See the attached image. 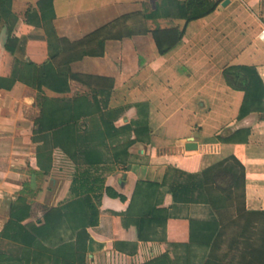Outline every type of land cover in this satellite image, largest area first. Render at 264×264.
I'll return each mask as SVG.
<instances>
[{"label": "crops", "instance_id": "1", "mask_svg": "<svg viewBox=\"0 0 264 264\" xmlns=\"http://www.w3.org/2000/svg\"><path fill=\"white\" fill-rule=\"evenodd\" d=\"M40 1L14 0L13 11L16 14V5L21 4L25 8L21 12L24 15L26 8H35ZM165 1L169 0H54V26L60 37L77 41L121 16L143 11L152 14ZM170 1L185 3L188 0ZM216 1L220 3L213 14L189 24L183 20L146 23L151 31L171 27L185 30L182 42L164 57L159 55L153 37L147 35L107 42L105 57L85 58L71 66L75 74L103 79L106 88L113 84L110 93H100L97 99L104 111H125L112 127H102L98 122L96 125L100 126L96 132H110V136L98 140L103 147L121 149L134 142L123 159L106 155L105 165L91 168L80 166L77 158L56 149L51 171L43 173L37 160L40 144L33 142L41 117L38 93L20 83L11 91L0 90V233L10 219L12 205L21 196L31 208L28 222H41L47 210L73 199L74 180L89 176L91 181L100 180L96 186L103 188L100 223L88 229L90 239L84 260L70 264H147L167 253L175 264H189L192 245L189 221L208 223L210 212L203 205L174 209L173 195L167 193V185L162 186L167 169L199 174L232 156L246 170L247 210L264 211V114L252 113L238 121L244 93L234 94L222 77L225 68L233 66L248 48L236 44L235 49L239 51L234 55L229 46L233 48L236 42L229 36L240 35L237 42L245 35H250L253 42L261 41L264 0H228L226 7L223 3L227 0ZM36 30L40 29H31L30 33ZM41 37L34 38L41 40ZM47 59L45 45L41 50L33 48L25 61L41 65ZM1 66L0 77L8 76L11 73L9 62ZM187 66L192 72L185 76L183 68ZM261 66L257 64L256 67L264 79ZM182 90L186 96L179 95ZM44 93L49 99L84 96L93 99L89 88L74 81L70 83L69 94L59 95L48 90ZM138 106L144 107L149 117L148 133L139 138L125 131L132 122L139 120ZM229 107L233 111L230 122L209 135L208 121L200 118L201 115L217 114L220 108ZM185 109L186 114L199 115V119L192 124L183 122L171 126L172 118ZM190 139L198 145V150H186ZM58 142L54 141L53 145H69L65 141ZM175 182H182L179 174L174 176ZM149 184H159L158 192H165L160 208L169 210L172 215L165 226L148 221L144 225L140 217L128 215L132 201L136 203V212L141 210L142 195ZM83 188L81 183L76 185L79 192ZM106 188L126 201L110 198ZM51 241L56 247L75 243L76 236L64 226ZM1 249L0 264H22L16 248L8 242H3Z\"/></svg>", "mask_w": 264, "mask_h": 264}, {"label": "trees", "instance_id": "2", "mask_svg": "<svg viewBox=\"0 0 264 264\" xmlns=\"http://www.w3.org/2000/svg\"><path fill=\"white\" fill-rule=\"evenodd\" d=\"M219 3L216 0H188L185 3L165 1L152 14L143 11L121 16L77 41L58 35L54 26V0H41L35 8L29 6L22 24L29 29L43 30L44 36L40 39L47 44L48 59L41 65L18 59L17 55L24 56L28 52V42L37 38L11 37L3 48L15 61L11 73L0 77V90L11 91L20 83L38 93L41 117L37 121L38 132L33 142L40 144L37 160L41 171L49 174L56 149L77 158L80 166L96 168L106 164V155L113 154L117 160L128 156L134 144L129 142L124 148L113 149L103 147L98 141L110 136V132H96L100 126L96 124L99 122L102 127H112L125 109L102 110L97 96L106 91L110 93L113 84L106 88L103 79L75 74L71 68L73 64L85 58L105 57L107 42H122L147 35L153 37L159 55L164 57L182 42L185 30L171 27L151 31L146 26L148 21L165 20L171 23L183 20L189 24L213 14ZM13 4L14 0H0V33L3 28L11 33L15 31L18 18L13 11ZM223 76L228 87L244 93L238 121L252 113L264 114L263 81L256 67H228L223 71ZM72 81L89 88L93 99L89 100V96L75 99H49L45 96V90L59 95L69 94ZM137 108L139 120L132 122L125 131H131L139 138L148 133L149 117L144 107ZM54 141H59V144L65 141L69 145L54 146ZM177 174L182 182L173 183ZM246 181L244 165L233 156L199 174L167 169L162 186L167 185V193L173 195V208L203 205L210 212L208 223L189 221L192 244L189 264H264V211L247 210ZM99 182L96 179L91 181L89 176L74 180L71 191L73 199L58 208L47 210L43 220L36 223L28 222L31 208L24 197L18 198L11 207L8 223L0 233V252L3 242H8L16 248L15 252L21 257L22 264H70L83 261L90 239L88 229L96 228L100 223L99 207L103 188L96 186ZM79 183L84 187L82 192L76 189ZM147 188L142 195L141 210L136 212V203L132 201L128 215L140 217L144 225L148 221L165 226L172 219L169 210L160 208L165 192H158L161 188L159 184H149ZM106 194L110 198L126 201L110 188H106ZM64 226L75 233L76 242L54 247L51 237ZM234 227L237 231H234L230 241L228 232ZM140 236L142 238V233ZM225 245L228 253L223 254ZM236 249L241 251L240 258L229 260V253ZM147 264H175V261L165 254Z\"/></svg>", "mask_w": 264, "mask_h": 264}, {"label": "rangeland", "instance_id": "3", "mask_svg": "<svg viewBox=\"0 0 264 264\" xmlns=\"http://www.w3.org/2000/svg\"><path fill=\"white\" fill-rule=\"evenodd\" d=\"M22 9L24 10L25 8H22L21 4L16 5V14L15 15L18 18V24L15 28V31L13 33H11L7 28H3L1 30V33H0V46H1L0 47L1 48V50H0V74L2 73V70H3L2 66H1L3 62H9V67H10L9 69L11 71L12 66L14 64V61H15V58L12 59L11 56H9V54L6 53L4 51V48H3L4 44L11 37H13V36H18V37L42 36L43 37L44 36L43 30H36V31H33L32 33H30L31 29H29L28 27H26L22 24V22L24 21V15L21 13ZM27 9L28 8H26V10ZM32 29H36V28H32ZM238 36H239V38H241L240 35H235V34H233V36L231 35L228 37L231 39V41L235 40V42H236L235 45L233 46V48H231L229 46L230 52L234 53V55H237V52L239 50L235 49L236 44L238 47H240V46L245 47V45H247L248 48H247L246 52L241 54L238 61L233 62L234 63L233 66L256 67L257 64H259V65H262L264 67V59H263V55H262V54H264V42H261L258 40L256 42H253V40L250 38V35H245L243 37V40L241 39L240 42H237ZM45 45H47L45 41L36 40V39L31 40L30 42H28V44L26 46V48L28 47V52H26V54L24 56L23 55H17V58L21 59V60H25V58L30 53H32L33 48L35 50H37V49L41 50V48H44ZM228 60H226V61H228ZM222 61H224V60H222ZM233 66H229V67H233ZM183 71H184L185 76H188L192 72V68L187 66V67L183 68ZM185 76L183 75V77H185ZM222 77H223L224 82L226 83L225 78L223 76V73H222ZM262 81L263 82L261 83V85L263 86V89H264V79H262ZM232 91H234V90H232ZM234 92H235L234 94H236V91H234ZM77 93H79V92H77ZM179 95L181 97L185 95L183 90H182V93H180ZM186 112H187V110L185 109L184 112H182V114L174 116L169 124L171 126H174L178 123H183V122L185 124H188V123L192 124L193 121L195 122L199 119V115L194 116V115H191L190 112L188 114H186ZM234 112L237 113L238 110L236 108H234ZM232 114H233V111L231 112L230 107L228 109L220 108L219 111L217 112V114H210L207 112V113L201 115L200 118H203V119L206 118L207 119L208 126H207L206 130H207V133L209 135H211V134L215 133L217 130L223 129L230 122L231 118L233 117ZM260 118H262V116H260ZM195 198H197V196H195ZM235 230H236L235 227L231 228L229 230L228 240L231 241L233 239ZM222 253L223 254L228 253V248L226 245L223 248ZM167 254L170 256L169 253H167ZM240 256H241L240 249H236L233 252L229 253L228 259L229 260H231L232 258L239 259ZM170 258H171V256H170Z\"/></svg>", "mask_w": 264, "mask_h": 264}, {"label": "water", "instance_id": "4", "mask_svg": "<svg viewBox=\"0 0 264 264\" xmlns=\"http://www.w3.org/2000/svg\"><path fill=\"white\" fill-rule=\"evenodd\" d=\"M229 4V1L223 3V7H226ZM186 150L187 151H196L198 150V145L194 142L193 139H190L188 143L186 144Z\"/></svg>", "mask_w": 264, "mask_h": 264}, {"label": "built area", "instance_id": "5", "mask_svg": "<svg viewBox=\"0 0 264 264\" xmlns=\"http://www.w3.org/2000/svg\"><path fill=\"white\" fill-rule=\"evenodd\" d=\"M259 39L261 41H264V30L261 32V34L259 35Z\"/></svg>", "mask_w": 264, "mask_h": 264}]
</instances>
